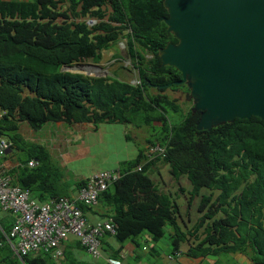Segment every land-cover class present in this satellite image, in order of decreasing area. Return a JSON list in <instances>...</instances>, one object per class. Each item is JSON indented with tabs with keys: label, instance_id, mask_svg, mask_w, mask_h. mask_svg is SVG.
I'll return each mask as SVG.
<instances>
[{
	"label": "trees",
	"instance_id": "trees-1",
	"mask_svg": "<svg viewBox=\"0 0 264 264\" xmlns=\"http://www.w3.org/2000/svg\"><path fill=\"white\" fill-rule=\"evenodd\" d=\"M167 16L165 0H0V137L12 150L26 153L8 173L14 185L35 191L41 203L58 200L64 196L50 182L53 155L44 144L34 141L29 146L21 131L24 124L40 131L59 122H119L140 128L159 122L162 142L148 139L135 158L111 169L122 175L100 193L102 209L78 202L91 222L93 214L113 222L115 232L104 234L102 248L111 250L110 238L121 247L132 240L143 256L149 242V254L157 262L164 255L162 247L170 250L167 255L183 253L197 261L250 249L254 262L264 264V120L236 118L200 130L201 111L189 101L187 113L173 123L170 114H181L184 107L180 98L165 91L189 87L180 82L176 67L162 64L160 49L179 41L168 31ZM90 19L96 23L90 25ZM122 40L138 83L63 70L77 62L99 63L103 51ZM155 147L161 149L151 152ZM11 153L0 154V164L11 160ZM33 159L39 164L31 168ZM159 164L167 165L175 180L186 176L192 184L187 190L179 187L189 192L190 209L199 197V215L191 226H182L178 198L158 184ZM87 183V178L79 179L73 195ZM9 223V231L3 225L0 229V264H75L66 261L65 250L59 261L52 251L3 253L14 215ZM167 227L173 231L169 245L162 242ZM146 234L150 238L144 244L138 238Z\"/></svg>",
	"mask_w": 264,
	"mask_h": 264
},
{
	"label": "water",
	"instance_id": "water-1",
	"mask_svg": "<svg viewBox=\"0 0 264 264\" xmlns=\"http://www.w3.org/2000/svg\"><path fill=\"white\" fill-rule=\"evenodd\" d=\"M168 31L178 43L160 49L201 111L198 129L264 120V0H165ZM179 83V82H178Z\"/></svg>",
	"mask_w": 264,
	"mask_h": 264
},
{
	"label": "rangeland",
	"instance_id": "rangeland-1",
	"mask_svg": "<svg viewBox=\"0 0 264 264\" xmlns=\"http://www.w3.org/2000/svg\"><path fill=\"white\" fill-rule=\"evenodd\" d=\"M102 54L103 59L99 63H94L93 61L77 62L64 66L63 70L83 73L90 76L118 77L119 79L131 83H137L138 73L132 68L126 40L120 41L111 49L104 50ZM176 90L177 92L165 91V93H169L171 96L180 98L181 106L184 107L183 113L178 115L175 113L170 114L172 115L171 118L173 123L181 120V116L187 113L185 107L190 106L189 101H192L187 100L186 97L189 89L179 86ZM158 91L154 90L155 93ZM141 118L142 117H140V119ZM160 127L161 124L159 122H154L149 126L144 125L141 128L137 127L135 124H122L119 122H102L98 125L83 123L74 126H68L63 123L59 125L57 123H48L40 131H33L29 126L24 124L21 131L25 138L30 140L28 142L29 146H32V143L36 141L49 148L53 155L52 161L50 162L51 173H53L50 177V182L54 184V188L62 196H72L79 179L101 170L119 169L122 167L124 161L135 158L139 151L146 147L148 139L156 143L159 142L158 140L162 142V140L159 139V136H162V132H159ZM19 146H23L24 148L28 147L23 144H19ZM24 154H26L24 151L14 148L11 157L15 156L18 161L21 159L20 157L25 158ZM159 169L160 173L156 175L158 184L163 190L172 193L174 197L178 198L183 213V216L180 217L181 224L184 226L183 223L186 222L191 226L199 215V212H197L199 197L196 198L190 209L188 203L190 197L189 192H183L179 187L183 186L187 190L192 188V184L186 176L181 177L180 181L175 180L170 174L167 165L159 164ZM56 172L63 173V176H57ZM32 192L31 197L33 198L36 192L33 190ZM203 192H206V190H203ZM176 193H179V195L177 196ZM93 208H96V210L102 209L101 203ZM86 216L88 219L90 218L89 214ZM12 219V213L0 209L1 230L4 226V228L9 231L10 223H7ZM184 231H188V228L184 229ZM172 232V229L167 227L166 236L162 239L163 244H170L169 235H171ZM104 241V248L108 247L106 244L108 239L106 238ZM3 242L5 246L3 253L15 250L7 238L4 239ZM159 245L163 246L162 243ZM184 246H186V243H184ZM169 248L171 249V247ZM102 250L103 256L97 259L98 264H106L105 257L109 253V250L107 252H105L104 249ZM162 251V253H170V250L168 251L165 247H162ZM213 257L216 258V256ZM57 261H59V259H57ZM181 261L184 260L181 259ZM204 262L203 264H209L208 261ZM194 264L201 263L200 261H195Z\"/></svg>",
	"mask_w": 264,
	"mask_h": 264
},
{
	"label": "built area",
	"instance_id": "built-area-1",
	"mask_svg": "<svg viewBox=\"0 0 264 264\" xmlns=\"http://www.w3.org/2000/svg\"><path fill=\"white\" fill-rule=\"evenodd\" d=\"M96 21L89 20L93 25ZM11 143L0 137V154H7ZM157 148L151 150L156 151ZM38 164L36 160L29 162L30 167ZM120 172L100 171L88 178L73 198L62 197L52 202L41 203L31 197V192L13 184V176L8 173L4 164H0V207L15 215L10 242L22 254L38 253L56 249L55 255H61L60 246L70 234L79 237L94 258L102 256L101 239L104 234L115 232L112 221H98L91 224L77 204L96 206L98 197L108 184L117 180ZM110 263L115 261L108 259Z\"/></svg>",
	"mask_w": 264,
	"mask_h": 264
},
{
	"label": "crops",
	"instance_id": "crops-1",
	"mask_svg": "<svg viewBox=\"0 0 264 264\" xmlns=\"http://www.w3.org/2000/svg\"><path fill=\"white\" fill-rule=\"evenodd\" d=\"M60 123L61 122H59L58 125ZM84 124H89V123H84ZM76 125H80V124H76ZM11 158H12L11 160L5 161V164L8 168L14 167L18 163L15 156H12ZM88 176L90 175H87L85 177ZM98 219L99 218H97L94 214L92 215L93 221H96ZM148 238H150V236L146 234L140 236L138 240H141V242L145 244V240H147ZM149 241H151V239ZM79 242L80 241L74 236H70L64 242L63 249L66 252V256L64 255L66 257V261L67 260L69 261L70 258L75 261V264H98L97 263L98 260L94 259L86 250V248L82 244L81 245L79 244ZM110 243L113 247L112 248L110 247L111 250H109V253L106 255L105 261L107 260V258L119 260L120 264H191V263L194 264V262L197 261L195 259L188 257L183 253H177L175 255H167L164 253V255L155 258L156 260L158 259L157 262L149 254V248H150L149 245H151L149 242L147 243L148 246L146 245L144 246L143 251L144 254H146L144 257H142V254L140 253L141 251H138L135 242L132 240L127 241L123 247H121L119 243L113 238H110ZM112 250H115L116 253H118L117 254L118 256H115ZM249 251L250 249L246 250L245 252L224 253L217 256L216 258H214L213 256H207L206 258L202 259L200 263L203 264L205 263L204 261H208L209 264H257L251 258ZM181 259H183L185 262L181 261Z\"/></svg>",
	"mask_w": 264,
	"mask_h": 264
},
{
	"label": "clouds",
	"instance_id": "clouds-1",
	"mask_svg": "<svg viewBox=\"0 0 264 264\" xmlns=\"http://www.w3.org/2000/svg\"><path fill=\"white\" fill-rule=\"evenodd\" d=\"M90 20H93V19H90ZM96 21V20H95ZM88 23H89V21H88ZM96 23V22H95ZM94 23V24H95ZM91 25V24H90ZM67 66V65H66ZM136 82L138 83L139 81L138 80H136ZM133 84H135V83H133ZM12 146V145H11ZM155 148H159V149H161V147H155ZM154 149V148H153ZM152 150V149H151ZM10 152H12V149L10 148L9 150H8V152H7V154H9ZM6 154V155H7ZM33 160H36L37 162H38V159H33ZM2 164H4L5 166H6V164H5V161H3V162H1ZM38 164H39V162H38ZM38 164L36 165V166H38ZM29 166V165H28ZM35 166V167H36ZM30 167V166H29ZM6 168L8 169V172H9V169L10 168H8L7 166H6ZM31 168H33V167H31ZM101 171H104V170H101ZM107 171V170H106ZM108 171H113V170H108ZM115 171V170H114ZM98 172H100V171H98ZM117 172H120L119 170L117 171ZM97 173V172H96ZM93 174H95V173H93ZM93 174H91L90 176H92ZM120 174H121V172H120ZM122 175V174H121ZM90 176H88V177H86L87 179L90 177ZM29 190V189H28ZM79 191V190H78ZM31 192V191H30ZM76 195V194H75ZM75 195H72L71 197H68V198H73ZM65 197V196H64ZM34 198V197H33ZM38 200V199H37ZM57 200V199H56ZM41 202V201H40ZM50 202H52V201H50ZM100 203V202H99ZM98 203V204H99ZM78 204V203H77ZM97 204V205H98ZM79 205V204H78ZM85 205V204H84ZM96 205V206H97ZM85 206H87V205H85ZM79 207H81L80 205H79ZM88 207H90V208H93L94 206H88ZM2 209V208H1ZM82 209V211L84 212V216L86 217V219H87V221L89 222V223H91V224H95V223H97L98 221H102V220H97V221H90L91 219H88L87 218V216H86V213H85V211L83 210V208H81ZM3 210V209H2ZM14 215V214H13ZM14 219H15V215H14ZM103 221H106V220H103ZM14 226V225H13ZM13 228V227H12ZM11 232H12V230H11ZM11 232H10V235H8V241L10 242L11 240H13L12 239V237H11ZM70 236H74V237H76L80 242H81V244L86 248V250L88 251V249H87V247L82 243V241H81V239L79 238V237H77V236H75V235H73V234H70L68 237H67V239L70 237ZM103 238V237H102ZM67 239H65L64 241H63V243L61 244V246H60V250L62 251V253H61V255H59V256H56L55 255V251H56V249H52V250H50V251H52V253H53V255H54V257H55V259H59V260H61L62 259V257L64 256V249H63V245H64V242L67 240ZM11 243V242H10ZM11 245L13 246V244L11 243ZM14 247V246H13ZM15 250H16V248H14ZM103 248H102V239H101V253H102V250ZM17 251V250H16ZM18 252V251H17ZM41 252H43V251H40V252H38V253H31V254H39V253H41ZM44 252H49V251H44ZM89 252V251H88ZM89 254L91 255V253L89 252ZM92 256V255H91ZM102 256H103V253H102ZM101 256V257H102ZM93 257V256H92ZM101 257H99V258H101ZM94 258V257H93ZM94 259H98V258H94ZM108 259H111V260H113V261H115L113 264H120V261L119 260H116V259H112V258H107V260H106V263L107 262H109L108 261ZM109 264H112V263H110L109 262Z\"/></svg>",
	"mask_w": 264,
	"mask_h": 264
}]
</instances>
